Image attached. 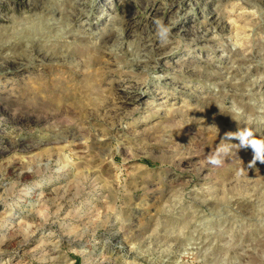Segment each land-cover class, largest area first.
<instances>
[{
  "label": "rangeland",
  "instance_id": "obj_1",
  "mask_svg": "<svg viewBox=\"0 0 264 264\" xmlns=\"http://www.w3.org/2000/svg\"><path fill=\"white\" fill-rule=\"evenodd\" d=\"M44 2L0 0L55 49L0 64V264H264V0Z\"/></svg>",
  "mask_w": 264,
  "mask_h": 264
},
{
  "label": "bare ground",
  "instance_id": "obj_2",
  "mask_svg": "<svg viewBox=\"0 0 264 264\" xmlns=\"http://www.w3.org/2000/svg\"><path fill=\"white\" fill-rule=\"evenodd\" d=\"M30 2H31V4H32V7L34 8V10L35 11H37V10H39L40 12H42L43 11V9H44V7H45V5H44V0H30ZM47 6V5H46ZM49 7V6H48ZM51 7H53V6H51ZM69 7L71 8V10H69V14H73V16L74 15H77V14H79V13H81L82 12V9H81V7L78 5V4H72V5H69ZM57 9V8H56ZM60 9V12H61V8H59ZM45 11V10H44ZM50 11V10H49ZM59 11V10H58ZM60 15V14H59ZM63 17V16H62ZM67 17H69V15L67 16ZM71 17V16H70ZM68 23V22H67ZM128 24V23H127ZM72 34V33H71ZM147 34H149V33H147ZM101 35V34H100ZM110 35H111V33H110ZM77 36V35H76ZM147 36V35H146ZM146 36H139L138 37V39L139 40H142V39H144L143 41H145V40H149V39H147V37ZM78 37V36H77ZM74 38V37H73ZM30 40V39H29ZM39 40H41V39H39ZM102 40V39H101ZM35 41V40H34ZM109 41V37H105L103 40H102V46L104 47V46H106V43ZM14 42H16V41H14ZM77 42V41H76ZM19 43V42H18ZM27 43V42H26ZM42 43H44V42H42ZM109 43V42H108ZM240 43V42H239ZM21 44H23V43H21ZM33 44V46L31 47V49L32 50H34L33 52H34V57H35V60L36 59H40L39 57H41V55H43V56H46L47 57V55L49 56V55H51V54H53V52H54V50H52L51 48H48V49H43V47H41V46H39L36 42H34V43H32ZM40 44V43H39ZM144 45V44H143ZM240 45H241V43H240ZM11 46V47H10ZM18 45H11L10 43H9V45L8 46H0V64H3L2 66H4V64H5V67L6 66H8V67H20V66H22V65H24V64H26L25 62H24V56H23V54H30L31 53V49H29V51H24L23 52V54H17V49H18V47H17ZM54 46V45H53ZM26 47V46H25ZM57 47V46H56ZM70 48V47H69ZM98 48V47H97ZM107 48V47H106ZM100 49H102V48H100ZM121 49H123V47L121 48ZM124 49H125V47H124ZM123 49V50H124ZM27 50H28V48H27ZM62 50V49H61ZM60 50V51H61ZM68 50H70V49H68ZM68 50L66 51V54H67V52H68ZM72 50V49H71ZM70 50V54L72 53V54H74L75 52H72ZM107 50V49H106ZM6 51H10V53L9 54H6ZM101 51V50H100ZM120 51V50H119ZM62 52V51H61ZM121 52V51H120ZM103 53V52H102ZM123 53V52H122ZM126 54H127V52H126ZM58 55H60V54H58ZM125 55V54H124ZM28 56V55H27ZM33 56V55H32ZM63 56V55H62ZM69 56V55H68ZM76 56V55H75ZM128 56H129V54H128ZM52 57V56H51ZM149 57V54L146 52V53H144V55L142 56V58H141V60H136V61H132L131 60V62H128V63H126L129 67H133V66H137V65H139V63L141 62V61H147V58ZM128 58V57H127ZM139 58V57H138ZM150 58V57H149ZM52 59H53V57H52ZM51 59V60H52ZM57 59V58H56ZM58 59H59V57H58ZM61 59V58H60ZM64 59V58H63ZM125 59V58H124ZM130 59V58H129ZM135 59V58H134ZM133 59V60H134ZM243 59V58H242ZM26 60H28L27 58H26ZM32 60H33V58H32ZM41 60V59H40ZM49 60V59H48ZM55 61V60H54ZM63 61V60H62ZM46 62V61H45ZM124 79V78H123ZM67 85H70V84H67ZM239 197V196H238ZM251 202H250V200L248 199V200H245V201H239L237 204L239 205V207L242 209V211L243 210H249L250 209V206H251V204H250ZM238 207V206H237ZM253 207V206H252ZM251 207V212L254 210L253 208ZM239 209V208H238ZM253 209V210H252ZM248 212V211H247ZM246 213V212H245ZM243 214V213H242Z\"/></svg>",
  "mask_w": 264,
  "mask_h": 264
},
{
  "label": "clouds",
  "instance_id": "obj_3",
  "mask_svg": "<svg viewBox=\"0 0 264 264\" xmlns=\"http://www.w3.org/2000/svg\"><path fill=\"white\" fill-rule=\"evenodd\" d=\"M249 135H251V133H249ZM251 143L254 144L258 149L261 147V142L258 140L253 139ZM213 163H216V161H213Z\"/></svg>",
  "mask_w": 264,
  "mask_h": 264
}]
</instances>
